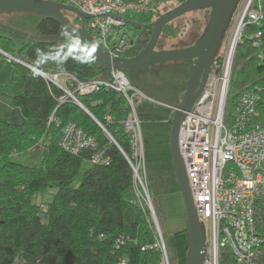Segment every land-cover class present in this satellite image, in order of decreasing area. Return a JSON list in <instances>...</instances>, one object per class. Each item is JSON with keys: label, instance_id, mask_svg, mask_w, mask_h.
<instances>
[{"label": "trees", "instance_id": "obj_1", "mask_svg": "<svg viewBox=\"0 0 264 264\" xmlns=\"http://www.w3.org/2000/svg\"><path fill=\"white\" fill-rule=\"evenodd\" d=\"M39 18L35 36L57 34L56 23ZM153 20L142 16L140 23L147 25ZM170 27V23L164 26L160 38ZM131 28L143 38L132 56L146 45L151 28ZM257 31L261 44L254 48L250 36ZM243 32L230 76V89L237 94L256 85L264 88V22ZM158 43L156 49L162 50ZM0 48L45 74L66 73L80 82L107 79L109 75L92 62H81L89 60L88 54L65 37L40 42L26 39L16 44L8 35H0ZM6 63L11 85L18 84L21 90L7 95V87L1 86L0 96L6 98L7 108L21 113V122L0 120V264H118L121 260L126 264H158L159 252L148 249L155 242L154 228L145 204L134 193L133 172L127 161L131 144L122 128L129 112L125 97L104 87L87 95L76 93L87 114L31 69L13 60ZM128 73L124 72L125 76ZM66 85L74 89L71 81ZM260 99L258 110L263 115L264 91ZM70 123L95 141L94 151H104L106 165L90 163L92 150H82L76 156L61 149V137ZM37 147L41 148L38 166L12 161L13 155ZM83 162L89 167L83 169ZM76 179L78 183L73 185ZM51 188L56 189L51 200L35 203L37 196ZM258 212L257 229L264 236L263 205ZM171 238L177 264H185V227L173 232ZM222 259L223 264H234L228 253ZM258 264H264V243Z\"/></svg>", "mask_w": 264, "mask_h": 264}, {"label": "built area", "instance_id": "obj_2", "mask_svg": "<svg viewBox=\"0 0 264 264\" xmlns=\"http://www.w3.org/2000/svg\"><path fill=\"white\" fill-rule=\"evenodd\" d=\"M44 1L74 7L89 15L90 18L84 20V28L107 56L115 58L130 57L140 37L125 20L135 22L134 18L140 16L156 19L161 14V0ZM263 22L262 0H242L234 15L225 56L218 69H211L203 92L181 123L178 133V148L184 161L192 203L206 228L203 264H223L225 253L232 256L234 264H258L263 253L264 237L258 232L256 221L259 207L264 206V114L258 110L264 88L256 85L236 94L233 109L228 105L235 49L245 28ZM260 37L259 31L250 36L254 48L260 46ZM5 57L6 62H20L8 54ZM40 73L47 82L62 90L64 99L69 97L75 104H79L74 96L76 93L87 95L100 87L112 89L125 97L129 112L122 121V128L131 144V156L127 161L133 172L134 193L145 204L148 196L140 191L144 189L139 172L144 163L143 140L133 104L138 91L130 86L124 72L111 70L107 79L98 77L87 82H80L66 73ZM68 81L74 85L72 92L66 85ZM60 146L66 153L76 156L82 150L96 149L95 141L71 123L64 129ZM90 163L106 165L108 158L104 151H94ZM147 210L150 219L154 218L150 207ZM152 227L155 242L148 249L159 252L158 264H170L160 228L155 223ZM118 264L126 263L121 260Z\"/></svg>", "mask_w": 264, "mask_h": 264}, {"label": "rangeland", "instance_id": "obj_3", "mask_svg": "<svg viewBox=\"0 0 264 264\" xmlns=\"http://www.w3.org/2000/svg\"><path fill=\"white\" fill-rule=\"evenodd\" d=\"M184 1L185 0H161L159 11L163 15L164 12L174 9V7ZM262 3L264 5V0H262ZM63 13L72 24H80V20L74 14L68 12ZM208 14L209 11L196 10V12L186 13L184 16L174 19V21L170 23V32L168 33L167 31L164 36H161L158 41L160 46L158 45L157 48L162 50H176L178 48H185L191 45L198 38V36L201 35L208 18ZM141 18L142 16L135 17L134 20L135 22H139ZM39 19L40 18L38 16L30 13L5 14L0 15V24L9 27L12 30L21 31L27 35L29 34L35 36L37 34L36 25L39 22ZM233 19L234 16L231 21ZM231 23H233V21ZM136 33L137 36H140L138 38L139 42L143 38L138 31H136ZM228 33L230 34L229 31ZM229 34L227 38L223 40L221 49L217 54V56H220L221 58L215 60L211 66L213 71L219 68L218 66L225 56L224 54L227 49L226 43ZM0 35H8L16 44H20L27 39L18 33L15 34L2 29H0ZM137 46L138 44L135 47L136 49L134 48L133 51L137 50ZM5 54H8L13 59L20 61L17 62V64H26L21 61L16 54L4 52L0 48V58L6 61L7 59ZM187 67V63L179 65L165 63L144 68L143 70H131L128 71L129 73L126 76L130 86L138 91L136 101L133 102V104L135 105L139 116V127L141 128V138L143 140L144 149V163L139 169L144 191L141 189L140 191L142 194H146L148 196L147 199L145 197V207L147 209L150 207L154 213L153 216L155 217H152L150 221L152 224H157L158 228H160V234L162 239H164L165 250L167 251L170 264H177L175 251L172 246L171 235L173 232L185 227L186 215L184 211V204H182L181 195L177 191L176 183L174 182L173 170L171 168L170 149L168 148V132L171 127L170 120L173 114L169 106L174 103L178 104L179 94L185 88V82L188 77ZM9 73L10 66L8 64L7 66L2 64L0 67V87H7H3L7 95L19 94L20 87L18 84L11 85ZM59 82H62V79H60ZM68 89L71 92L73 91L71 90L72 88L68 87ZM235 94H237V90L231 91L230 89L228 96L230 100L228 103L230 109H233L232 105L234 104L233 98H235ZM5 100L6 98L0 96V120L20 123L21 113H19L18 110L7 108ZM72 102L75 104L74 101ZM40 153L41 148L37 147L31 152L19 155L15 154L11 159L12 161L22 165L26 164L34 167L38 166V163L41 160ZM88 167L89 165L83 162V169ZM77 183L78 180L76 179L74 180L73 185H76ZM137 183L140 188L138 179ZM55 192V188L47 190L44 195L36 197L35 203L37 202L40 205L46 204L49 200H51V196Z\"/></svg>", "mask_w": 264, "mask_h": 264}, {"label": "water", "instance_id": "obj_4", "mask_svg": "<svg viewBox=\"0 0 264 264\" xmlns=\"http://www.w3.org/2000/svg\"><path fill=\"white\" fill-rule=\"evenodd\" d=\"M241 0H185L178 6L163 13L151 23L127 21L126 24L139 28H151L150 39L143 49L131 57H109L100 49L99 45L84 28V20L90 18L82 14L76 8L44 0H0V15L5 14H33L41 18L51 20L58 26V32L51 37L27 35L21 31H15L0 24V29L15 34H20L27 39L34 41H51L65 37L73 46L86 52L92 64L103 71H131L143 70L154 65L165 63H187L188 77L185 88L179 94L178 104L170 105L172 118L170 120V131L168 134V148L170 149L171 168L173 170L174 182L178 193L181 195L182 204L186 215L185 229L187 247L185 253V264H203L206 253V228L196 215L195 206L192 203L191 192H189L188 181L184 161L181 158L178 148V133L181 123L187 114L192 110L195 101L200 97L203 88L208 81L212 65L221 49L226 32L230 30L231 19L236 12ZM196 10L209 11L208 18L201 35L187 48L176 50H157L156 45L164 26L174 19L184 16L186 13ZM63 12L74 14L80 20V26L72 24ZM67 26L68 36L62 35V29ZM75 30L73 32L72 30ZM22 64V63H21ZM37 75L42 76L37 69L23 64ZM81 107L80 105H78ZM86 113L87 111L81 107ZM88 114V113H87Z\"/></svg>", "mask_w": 264, "mask_h": 264}, {"label": "clouds", "instance_id": "obj_5", "mask_svg": "<svg viewBox=\"0 0 264 264\" xmlns=\"http://www.w3.org/2000/svg\"><path fill=\"white\" fill-rule=\"evenodd\" d=\"M242 1V0H241ZM241 3V2H240ZM240 5V4H239ZM238 5V6H239ZM238 6H237V8H238ZM237 10V9H236ZM237 12V11H236ZM233 21V20H232ZM231 25H232V23H231ZM230 29H231V27H230ZM73 32H75V30L73 29L72 30ZM229 32H230V30H228ZM62 35H64V36H68L69 35V33H68V31H67V26H65L63 29H62ZM39 51V50H38ZM65 59H66V57H65ZM91 59H93V58H89V60L88 61H81V62H91Z\"/></svg>", "mask_w": 264, "mask_h": 264}, {"label": "crops", "instance_id": "obj_6", "mask_svg": "<svg viewBox=\"0 0 264 264\" xmlns=\"http://www.w3.org/2000/svg\"><path fill=\"white\" fill-rule=\"evenodd\" d=\"M2 64L7 66L8 63H6V61H5L4 59L0 58V67L2 66ZM19 87H20V86H19ZM20 90H21V87H20L19 91H20ZM176 104H177V103H175L174 105H176ZM169 131H170V129H169Z\"/></svg>", "mask_w": 264, "mask_h": 264}, {"label": "bare ground", "instance_id": "obj_7", "mask_svg": "<svg viewBox=\"0 0 264 264\" xmlns=\"http://www.w3.org/2000/svg\"><path fill=\"white\" fill-rule=\"evenodd\" d=\"M234 32V31H233ZM235 33V32H234ZM204 225V224H203Z\"/></svg>", "mask_w": 264, "mask_h": 264}, {"label": "flooded vegetation", "instance_id": "obj_8", "mask_svg": "<svg viewBox=\"0 0 264 264\" xmlns=\"http://www.w3.org/2000/svg\"><path fill=\"white\" fill-rule=\"evenodd\" d=\"M64 14V13H63Z\"/></svg>", "mask_w": 264, "mask_h": 264}]
</instances>
